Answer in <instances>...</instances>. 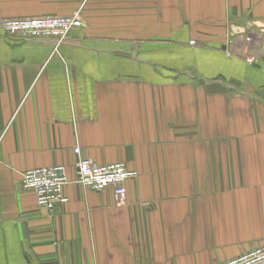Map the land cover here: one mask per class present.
<instances>
[{
    "label": "crops",
    "instance_id": "1",
    "mask_svg": "<svg viewBox=\"0 0 264 264\" xmlns=\"http://www.w3.org/2000/svg\"><path fill=\"white\" fill-rule=\"evenodd\" d=\"M76 12L56 48L0 29V264H222L264 246V0H0V20ZM79 159L136 172L125 201L76 184ZM53 165L69 183L51 213L21 176Z\"/></svg>",
    "mask_w": 264,
    "mask_h": 264
},
{
    "label": "built area",
    "instance_id": "2",
    "mask_svg": "<svg viewBox=\"0 0 264 264\" xmlns=\"http://www.w3.org/2000/svg\"><path fill=\"white\" fill-rule=\"evenodd\" d=\"M82 27L83 20L79 12L64 16L0 20V29L5 36L21 41H48L55 48L63 44L71 30ZM78 152V149L74 150L75 154ZM135 176L136 172L121 163L99 165L84 159L76 163V184L92 192L111 189L118 204L125 201V183ZM68 183L67 171L62 165L28 170L21 176V187L31 191L37 205L51 213L67 204L63 188ZM222 264H264V246L253 248Z\"/></svg>",
    "mask_w": 264,
    "mask_h": 264
}]
</instances>
